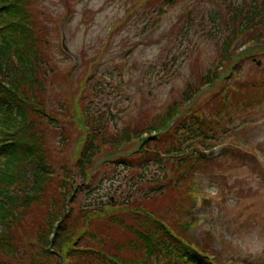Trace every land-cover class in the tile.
Returning a JSON list of instances; mask_svg holds the SVG:
<instances>
[{"label": "rangeland", "instance_id": "obj_1", "mask_svg": "<svg viewBox=\"0 0 264 264\" xmlns=\"http://www.w3.org/2000/svg\"><path fill=\"white\" fill-rule=\"evenodd\" d=\"M211 6L208 0H32L48 62L46 89L39 95L58 125L40 127L48 148L43 157L55 172L43 202L13 227L15 248L36 250L42 217L66 172L73 171L75 182H82L73 168L88 133L97 136L92 169L88 180L83 178L82 192L69 201L73 206L69 218L80 222L78 232H85L69 253L61 251L59 256L54 251L57 258L52 264H107V254L133 262L144 259V251L129 246L138 234L112 220L115 216L130 223L133 214L128 207L96 212L110 197L113 203L121 202L144 174L160 176L161 192L152 194L151 182L139 183L129 207L145 205L155 211L174 232L208 254L213 264H264V92L254 87L264 80V53L249 42L235 47L231 61L221 62L211 38L214 31L207 35L215 23L200 19ZM216 66L218 78L203 84L185 103L188 83L198 84L200 76ZM174 108L175 119L181 121H188V114L183 120L182 116L189 110L200 115L211 127L208 134L217 139L209 148L200 147L205 156L196 163L193 177L173 187L178 175L173 176L168 162L162 168L138 158L142 148L138 137L119 143L114 138L126 128L142 131L157 126ZM217 111L221 118L212 116ZM79 115L86 125L77 124ZM143 136L148 139V132ZM169 145L158 146L165 150ZM121 155L133 166L119 165ZM2 162L0 158V167ZM164 170L168 176L162 179ZM151 194L148 200L146 195ZM8 208L13 211V205ZM1 215L0 232L8 226L1 218L9 214ZM148 264L167 261L149 257Z\"/></svg>", "mask_w": 264, "mask_h": 264}, {"label": "trees", "instance_id": "obj_2", "mask_svg": "<svg viewBox=\"0 0 264 264\" xmlns=\"http://www.w3.org/2000/svg\"><path fill=\"white\" fill-rule=\"evenodd\" d=\"M170 1L172 0H168ZM208 1L212 6L201 13L200 19L202 23H206V19L215 23L214 29L207 30V35H211L214 31V36L211 35V38H215L221 62L231 61L235 47L241 44L248 45L249 42L255 44L256 48L264 53V0ZM31 2L32 0H0V158H3L0 167V215L5 211L9 214L1 218L4 221L8 220L9 223H3V226L4 224L8 226H4L0 232V264L20 262L21 264H52V259L57 258L53 255L54 251L60 256L61 251L69 253L75 248L74 245H78V239L84 235L85 230L78 232L80 222L69 218L72 217L73 208L69 205V201L74 198L77 191L82 192V185L89 178L97 151L96 134L89 136L87 133V145L73 168L82 176V182H75L77 176L73 171L68 175L66 172L59 192L52 196L47 211L42 217L39 235L36 238L38 240L36 250L28 247L20 250L19 246L15 248L12 245L13 227L18 222H23L32 207L43 202L55 172L50 168L51 162L43 157L48 148L44 130L40 127L48 123L58 127L55 123L57 118L49 112L46 101L39 95L46 89L45 67L48 62L42 52L43 42L36 30ZM241 40L245 42L238 44ZM250 46H247L248 52H251ZM218 71V66L209 68L200 76L198 84L188 83L184 102L189 104L202 90L203 84L214 82L218 78ZM254 87L264 92V80L254 84ZM192 112L189 110L182 116L183 120L188 114L190 116L188 121H181L175 119L178 110L171 109L157 122V126L142 131L138 129L131 131L126 128L120 135H116L114 141L119 143L138 137L139 143L142 141L140 144L142 148L137 151L138 158L148 164V161L160 164L162 168L165 165L163 163L168 162L173 176L182 177L178 179L177 176L171 183L173 187L177 186L181 180L193 177L194 161L204 159L205 152L200 147L209 148L217 139L216 136L208 134L211 127L207 122L199 119L200 115ZM212 116L221 118L219 111ZM78 117L77 124L86 125L82 116ZM208 119L212 120V117L209 115ZM146 132L149 135L148 139L143 136ZM153 132L156 134L152 135ZM89 138H92L91 141ZM167 142L172 144L169 145L171 148L161 149L160 146ZM122 157V155L119 157V165L133 166L131 164L128 166L126 159ZM163 173L162 179L168 176L167 170ZM160 180V176L155 174L151 175V178H147L145 174L141 175L137 178L136 186L129 187L128 193L121 202L113 203V198L110 197L109 203L96 211L106 212L111 210V207L122 208L123 205L128 207L126 210L134 215L130 223L124 218L115 216H112V220L120 221L126 228L134 230L138 237L130 241L129 246L131 249L138 248L144 251V259L139 262L119 258L117 254H107L110 259L107 264H148L149 257L154 258L158 263L160 259H166L167 264L173 261L175 264H213L208 260V254L190 240L174 232L155 211L145 205L129 207L134 201L135 190L140 189L139 183L151 182L150 190L154 194L157 191L161 192ZM152 194L144 197L148 200L152 199ZM8 205H13V211H10ZM105 207L107 208L104 209ZM191 222L192 220L187 221L186 226L191 225ZM81 225L84 227L85 223Z\"/></svg>", "mask_w": 264, "mask_h": 264}, {"label": "water", "instance_id": "obj_3", "mask_svg": "<svg viewBox=\"0 0 264 264\" xmlns=\"http://www.w3.org/2000/svg\"><path fill=\"white\" fill-rule=\"evenodd\" d=\"M259 63H260V61H259Z\"/></svg>", "mask_w": 264, "mask_h": 264}]
</instances>
